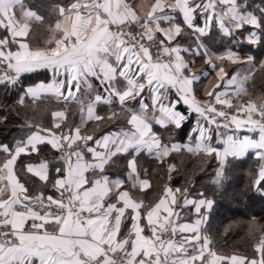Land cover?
Returning a JSON list of instances; mask_svg holds the SVG:
<instances>
[{"label": "snow or ice", "instance_id": "obj_1", "mask_svg": "<svg viewBox=\"0 0 264 264\" xmlns=\"http://www.w3.org/2000/svg\"><path fill=\"white\" fill-rule=\"evenodd\" d=\"M58 10L63 19L48 46L31 48L24 42L30 23L43 18L25 0H0V85L16 87L22 74H50L20 85L19 103L50 94L57 103H74L79 116L74 123L65 110L54 111L51 127L28 126L14 146L0 144L6 154L0 264H264V225L255 218L246 226L259 258L220 255L202 234L212 199L189 198L188 189L167 185L154 204L133 195L151 187L140 156L162 161L184 150L217 160V185L229 158L253 151L262 163L252 187L264 194V97L239 100L251 72L230 75L223 65L238 63L236 53H214L208 44L221 34L264 46V0L258 7L246 0H72ZM185 37L192 43L185 46ZM197 57L207 66L200 72ZM199 92L207 99H198ZM193 116L188 144L165 142L162 132L181 129ZM233 126L232 134L222 131ZM45 148L56 153V166L40 159ZM22 156L29 158L22 171L41 182L32 190L16 171ZM117 158L126 164L114 176L109 168ZM49 185L53 194L46 195ZM184 209L196 218L181 222Z\"/></svg>", "mask_w": 264, "mask_h": 264}, {"label": "trees", "instance_id": "obj_2", "mask_svg": "<svg viewBox=\"0 0 264 264\" xmlns=\"http://www.w3.org/2000/svg\"><path fill=\"white\" fill-rule=\"evenodd\" d=\"M71 2L72 0H25L26 6L43 18L42 21L30 23L25 42L29 43L31 48L48 46L47 42L54 35L52 29L61 19L59 7H67ZM246 3L258 7L260 0H246ZM4 35L5 31L0 29V38ZM55 35L59 36V33ZM237 41L240 42L237 43ZM183 43L187 46L192 43V39L185 37ZM208 44L214 53L225 54L226 50L232 49L234 52L252 57L251 64H232L226 61L223 66L230 75L237 72H251L250 79L246 82V93L242 94L239 100L257 101L258 98L264 97V68L261 67V62H264V46L249 45L242 42L239 36L236 40L230 41L228 37L221 34H215ZM206 68V64L197 57L194 70L200 72ZM46 77L47 73L44 72L23 74L16 87L0 85V144L14 146L15 142L29 133L28 126L51 127L53 123L51 113L57 110H65L69 122L79 123V116L75 114L76 105L72 103L65 106L63 103H57L51 95H45L36 101L28 98L23 105L19 103L23 95L20 92V85H30L46 80ZM210 78L215 79V73H212ZM206 84L207 81H202L200 87ZM198 97L205 96L199 92ZM233 102H237V99ZM100 111L102 115L107 114L103 106ZM194 124L195 116L181 129L162 132V136L166 143L186 144L190 141V129ZM5 156L6 154L0 153V161L4 160ZM55 157L54 151L45 148L40 159H55ZM31 159L35 161L37 158ZM27 162H29L28 157H20L16 164V171L20 175L21 182L27 180L26 186L32 190L34 185H39L41 182L35 177L25 175L22 171ZM261 163L253 151H249L243 157L229 158L225 169L226 179L222 184L217 185L214 183L217 160L213 157L193 155L184 150L172 152L161 161L144 154L140 156L138 164L142 176L150 181L151 187L134 191L133 195L137 200H143L146 205H149L157 201L166 185L172 188L188 189L189 198H200V193H203L208 199L214 201L209 223L204 226L202 233L211 238L212 249L220 255L235 254L249 259H258V254L254 251V240L247 234L246 225L252 218H255L258 224L264 225V194L254 192L252 187ZM56 164L57 162L52 166ZM125 164L126 161L123 158H117L109 168L110 174L114 176L122 174ZM170 164L175 165V170L171 172ZM45 194H53L51 185L45 189ZM194 216L191 209H184L182 221H191ZM237 221L244 223L242 226H233L225 232L226 226ZM259 235L256 233V240L259 239Z\"/></svg>", "mask_w": 264, "mask_h": 264}, {"label": "crops", "instance_id": "obj_3", "mask_svg": "<svg viewBox=\"0 0 264 264\" xmlns=\"http://www.w3.org/2000/svg\"><path fill=\"white\" fill-rule=\"evenodd\" d=\"M129 2H136V0H129ZM63 19V17H61V19H60V21ZM9 39H11V37H9ZM241 39V38H240ZM241 41L242 42H244V43H247L246 42V40H242L241 39ZM24 42H25V40H24ZM248 44V43H247ZM16 45V44H15ZM17 49V45L15 46V48L13 49V51H15ZM236 53V57H237V60H238V63H239V61H246L250 56L249 55H247V54H240V53H237V52H235ZM187 58L188 59H192L191 58V56L190 55H187ZM23 75V74H22ZM50 74H47V76H49ZM40 81H42V80H40ZM40 81H37V82H35V83H39ZM50 95V94H49ZM198 99H201V100H206L207 99V97H197ZM195 125V124H194ZM222 131H225V132H227L228 134H232V132L234 131V126H233V129H222ZM237 134H243L242 132H240V133H237ZM191 135H193V134H191ZM191 135H190V137H191ZM213 136H214V139H215V134H213ZM258 138V137H257ZM189 142H187L186 144H188ZM176 144H178V143H176ZM186 144H178L179 146H181V147H183L184 145H186ZM251 151V150H250ZM50 162H51V165L52 164H54V163H56L57 162V160H56V157H55V159H48ZM143 190H145V189H143ZM192 213L193 214H195L194 213V211L192 210ZM196 217L194 216V218H193V220L195 219ZM193 220H191V221H193ZM181 222H185V221H181ZM117 254H120V253H117ZM121 255V254H120Z\"/></svg>", "mask_w": 264, "mask_h": 264}, {"label": "built area", "instance_id": "obj_4", "mask_svg": "<svg viewBox=\"0 0 264 264\" xmlns=\"http://www.w3.org/2000/svg\"><path fill=\"white\" fill-rule=\"evenodd\" d=\"M200 100H201V99H200ZM120 256H121L120 254H116V255H115V258L117 259V261H119Z\"/></svg>", "mask_w": 264, "mask_h": 264}, {"label": "rangeland", "instance_id": "obj_5", "mask_svg": "<svg viewBox=\"0 0 264 264\" xmlns=\"http://www.w3.org/2000/svg\"><path fill=\"white\" fill-rule=\"evenodd\" d=\"M15 46H16L15 44H12L11 49L13 50L15 48Z\"/></svg>", "mask_w": 264, "mask_h": 264}]
</instances>
